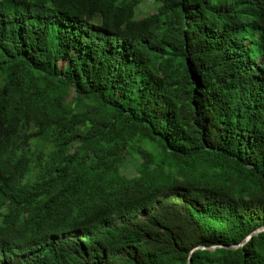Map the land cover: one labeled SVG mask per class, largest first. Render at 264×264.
<instances>
[{"label": "trees", "instance_id": "1", "mask_svg": "<svg viewBox=\"0 0 264 264\" xmlns=\"http://www.w3.org/2000/svg\"><path fill=\"white\" fill-rule=\"evenodd\" d=\"M143 2L0 0V264H264V0Z\"/></svg>", "mask_w": 264, "mask_h": 264}, {"label": "water", "instance_id": "2", "mask_svg": "<svg viewBox=\"0 0 264 264\" xmlns=\"http://www.w3.org/2000/svg\"><path fill=\"white\" fill-rule=\"evenodd\" d=\"M261 231H264V226H261V227H259V228H257V229H255V230H253L249 235H247L243 240H242V242L241 243H239V244H232V245H228V246H224V247H226V248H233V249H235V248H239V247H241L242 245H244L248 240H250L251 239V237L253 236V235H256V234H258L259 232H261ZM215 247H221V245H213V246H208V247H206V246H196V247H194L191 251H190V254L193 252V251H195V250H197V249H213V248H215ZM191 261V258L189 257V262Z\"/></svg>", "mask_w": 264, "mask_h": 264}, {"label": "rangeland", "instance_id": "3", "mask_svg": "<svg viewBox=\"0 0 264 264\" xmlns=\"http://www.w3.org/2000/svg\"><path fill=\"white\" fill-rule=\"evenodd\" d=\"M156 11L155 5L153 4L152 0H144V2L137 8L136 17H142L148 13H152ZM260 57H256V61H259Z\"/></svg>", "mask_w": 264, "mask_h": 264}]
</instances>
